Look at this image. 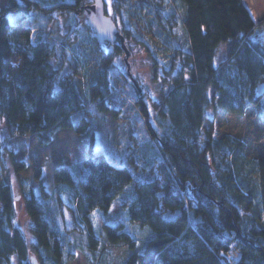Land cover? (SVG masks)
Listing matches in <instances>:
<instances>
[{
    "label": "trees",
    "instance_id": "16d2710c",
    "mask_svg": "<svg viewBox=\"0 0 264 264\" xmlns=\"http://www.w3.org/2000/svg\"><path fill=\"white\" fill-rule=\"evenodd\" d=\"M91 1L12 0L0 11V147L28 137L50 145L64 130L84 134L92 112L105 110L118 94L111 70L125 54L120 45L104 53L92 38L101 70L83 91L78 71L65 70L61 46L32 41L29 29L15 34L9 19L34 11L83 14ZM134 5L150 7L168 44L160 56L137 38L133 22H122L125 41L134 39L150 57L156 98L131 85L149 138L131 148L124 167L104 155L89 156L55 169L54 191L24 184L31 239L16 227L12 186L1 185L0 264H31L33 257L39 264H71L79 254L88 264H109L108 248L134 250L137 242L124 224L96 232L93 216L111 212L122 197V212L154 234L126 264H228L223 255L234 246L240 252L237 264H264V158L250 157L245 141L219 135L208 119L210 111L243 117L253 109L264 124L261 28L244 0L114 2L121 17L132 19L138 16ZM76 116H82L78 125ZM15 169L27 167L20 162ZM132 183L134 190H127Z\"/></svg>",
    "mask_w": 264,
    "mask_h": 264
},
{
    "label": "rangeland",
    "instance_id": "374dc122",
    "mask_svg": "<svg viewBox=\"0 0 264 264\" xmlns=\"http://www.w3.org/2000/svg\"><path fill=\"white\" fill-rule=\"evenodd\" d=\"M131 1L132 4L148 3V0ZM11 2L12 0H0V11L10 7ZM105 2L108 16L117 23L120 30H122V22L127 21L130 25L133 22L132 28L133 32L136 29L137 38L143 39L152 48H157L159 55L164 56L168 44L158 29L150 7L147 10L145 7L134 5V12L138 16L134 14L136 18L132 19L120 16L114 6L115 0H105ZM244 3L255 23L261 28L259 33L262 34L264 32V0H244ZM35 12L30 15H10L9 19L15 25L14 33L19 35L29 29L32 31V41L46 40L61 46L66 62L65 70L72 72L76 69L80 87L83 91L87 90L101 70V61L98 45H95L92 39L95 37V33L89 28L84 13L62 14L54 10L50 11L48 15H44ZM134 12L132 10V13ZM125 42L130 49L129 61L133 81L126 79L125 76L127 71L124 62L125 54L119 56L118 59L115 58L116 63L111 74L113 75V85L118 94L107 103L105 110L98 109L92 112V116L89 117L91 126L87 132L79 135L76 133V129L59 131L54 134L50 145H43L40 138L28 137L16 138L8 142L7 148L0 147V186L5 184L12 186L16 198H18L15 224L29 239L32 238L31 220L23 200L24 184H28L35 190L43 184L48 190L54 191L55 169L80 162L89 156L104 155L116 166L124 167L129 162L131 148L138 141L149 138V131L145 123L147 119L134 104L136 93L131 85L134 82L139 84L143 91L151 92L152 97L156 98V87L151 81L150 57L147 49L134 39ZM99 46L104 53L110 50L105 44H99ZM226 50L227 48L224 47L222 55L226 53ZM81 118L82 116L74 118L75 125L79 124ZM208 119L215 124L219 135L232 134L245 141L250 157L264 158V124L257 121L255 110H249L243 117L219 115L215 111H210ZM2 138H5L4 131H2ZM20 162H24L27 169L18 173L15 163ZM134 186L132 183L127 190L133 191ZM122 198L114 205L111 212H97L93 216L96 222V232L103 231L105 225L124 224L126 230L137 242V247L134 250L129 245H116L108 248L109 264H126L135 253H142L145 250L147 243L154 235L150 227L131 222L128 215L122 212L120 204ZM231 252L233 253L229 255ZM231 252L224 254L223 257L228 261V264H237L240 252L236 246L232 248ZM71 264L88 263L84 255L79 254Z\"/></svg>",
    "mask_w": 264,
    "mask_h": 264
},
{
    "label": "water",
    "instance_id": "95a60500",
    "mask_svg": "<svg viewBox=\"0 0 264 264\" xmlns=\"http://www.w3.org/2000/svg\"><path fill=\"white\" fill-rule=\"evenodd\" d=\"M83 13L87 19L89 28L94 31L95 37L100 43L110 44L111 47L115 44L121 46L125 53L124 62L127 67L125 74L128 78L132 79L129 61L130 51L126 46L124 35L117 23L107 14L105 0H92V3L84 8ZM261 35L264 36V32ZM31 264H39V262L33 257Z\"/></svg>",
    "mask_w": 264,
    "mask_h": 264
},
{
    "label": "flooded vegetation",
    "instance_id": "af4514ba",
    "mask_svg": "<svg viewBox=\"0 0 264 264\" xmlns=\"http://www.w3.org/2000/svg\"><path fill=\"white\" fill-rule=\"evenodd\" d=\"M104 44H105V43H104ZM105 45H107L110 49L113 50L114 46H115V45H119V44H115V45H113V47H111V45H110V44H107V43H106Z\"/></svg>",
    "mask_w": 264,
    "mask_h": 264
}]
</instances>
